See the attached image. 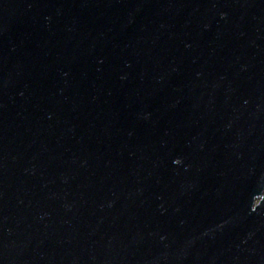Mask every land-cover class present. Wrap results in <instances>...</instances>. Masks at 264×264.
<instances>
[{
    "label": "water",
    "instance_id": "obj_1",
    "mask_svg": "<svg viewBox=\"0 0 264 264\" xmlns=\"http://www.w3.org/2000/svg\"><path fill=\"white\" fill-rule=\"evenodd\" d=\"M0 264H264V0H0Z\"/></svg>",
    "mask_w": 264,
    "mask_h": 264
}]
</instances>
